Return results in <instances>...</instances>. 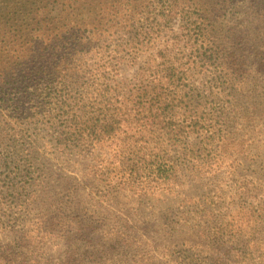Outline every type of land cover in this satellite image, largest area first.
I'll use <instances>...</instances> for the list:
<instances>
[{
    "label": "trees",
    "instance_id": "16d2710c",
    "mask_svg": "<svg viewBox=\"0 0 264 264\" xmlns=\"http://www.w3.org/2000/svg\"><path fill=\"white\" fill-rule=\"evenodd\" d=\"M12 83L25 102L0 121V218L44 210L10 227L0 264H153L127 228L81 218L67 182L41 202L43 157L95 152L106 185L115 171L169 191L215 141L264 146V0H0V94ZM205 230L202 264H264V198Z\"/></svg>",
    "mask_w": 264,
    "mask_h": 264
},
{
    "label": "rangeland",
    "instance_id": "374dc122",
    "mask_svg": "<svg viewBox=\"0 0 264 264\" xmlns=\"http://www.w3.org/2000/svg\"><path fill=\"white\" fill-rule=\"evenodd\" d=\"M10 88L0 94V121L8 115L16 116L24 108L22 88L13 83ZM35 132L44 140L45 133L39 125ZM28 133L33 135V131ZM242 140L240 150L232 149L224 144L225 141H215L212 144L215 153L210 160L207 158L208 162L196 170L195 176L185 171L169 191L160 190L158 185L161 184H121L119 177L114 178L115 171L106 172L105 176L113 179L106 185L90 168L95 164L91 160L96 156L95 152L84 159L78 155L55 157L47 153L43 158L50 175L48 188L41 192L39 188L37 193L41 202H47L42 196L63 192L67 182L75 188L71 200L78 211L82 209L79 213L76 211L81 218L100 221L102 229L127 228L137 239L135 245L151 257L153 264H189L188 259H193L194 264H202L206 223L222 215L231 202L248 204L264 198V146L259 140L246 141V136ZM170 155L174 160H182L177 151ZM107 156L110 158L108 153ZM38 208L36 218L44 210L41 203ZM17 210H8L0 218V247L7 243L13 246L10 240L17 234L8 232L11 226L18 229L25 223L29 227L36 219L33 218L35 211L23 218ZM31 219L32 223L29 222ZM169 228L171 230L167 231ZM32 232L35 236L40 233L34 226ZM142 264L150 263L144 258Z\"/></svg>",
    "mask_w": 264,
    "mask_h": 264
}]
</instances>
